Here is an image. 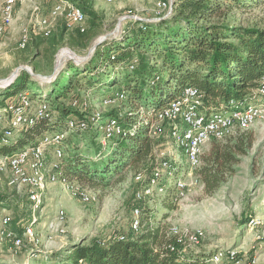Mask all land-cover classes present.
<instances>
[{
  "label": "trees",
  "instance_id": "1",
  "mask_svg": "<svg viewBox=\"0 0 264 264\" xmlns=\"http://www.w3.org/2000/svg\"><path fill=\"white\" fill-rule=\"evenodd\" d=\"M74 1L87 16L85 30L68 29L60 19L62 21L55 25L50 35H43V39L32 44L34 50L29 61L35 70L40 69L38 58L44 56L48 60V70L53 72L61 46L66 44L75 51L88 49L100 32L103 16L92 1ZM227 1L243 6L244 0ZM222 2L174 0L170 17L152 22L138 20L137 27L128 32L124 30L126 35L121 39L99 44L90 63L67 60L64 69L50 84L44 80L37 84L30 73L21 71L11 86L0 89V97L3 96L0 102L5 104L7 100L29 93L33 99L52 101L53 110L49 116L36 119L28 129H13L14 136L7 142L3 141L4 131L0 125V155L37 144L45 132L66 130L72 115L82 117L84 114L79 109L65 103L70 95L72 99L75 89L94 88L96 85L118 87L117 91L127 95L122 102L126 103V111L121 113L120 109H114L105 116L118 119L128 133L109 141V155L102 160L95 161L73 152L62 174L69 180L76 179L81 185H108L114 179L122 181L126 169L140 170L156 158L157 142L149 131L148 121L153 120V114L181 93L184 87H198L204 94L205 107L209 108L219 107L233 98L252 96L264 75V27L236 25L222 19ZM216 17L218 19H214ZM25 48L28 51L30 47L27 44ZM103 65L105 68H101ZM213 140L210 152L202 154L203 163L196 169L209 194L232 175L239 156L246 154L253 145L252 134L246 132L234 137L232 144H221L219 140L222 139ZM103 148L105 145L100 143L96 151L101 153ZM4 199L5 196H0V212L2 207L8 206ZM150 213V210L142 209L141 226L144 225V217ZM12 225L13 221L10 226L16 230ZM169 243H174L176 248H168ZM182 250L183 245L174 235L166 234L163 224L153 226L149 223L139 232L131 228L125 239L116 234L108 239H93L89 243L73 242L57 263L189 264L196 260L187 257ZM197 259L204 260L206 256Z\"/></svg>",
  "mask_w": 264,
  "mask_h": 264
},
{
  "label": "rangeland",
  "instance_id": "2",
  "mask_svg": "<svg viewBox=\"0 0 264 264\" xmlns=\"http://www.w3.org/2000/svg\"><path fill=\"white\" fill-rule=\"evenodd\" d=\"M91 1L94 7L96 6L95 9L103 16V26L88 49H76L75 51L69 49L66 44L60 47L55 57V64L57 59H62L60 71L64 69L67 60H73L71 57L83 58L81 64L90 63L94 59L96 49L90 55H87L88 51L99 38L105 36L103 42L121 39L123 35H126L124 30L128 32L137 27V21L140 18L152 22L157 21L158 17L164 15L167 17L169 5L174 0H166L168 8L163 11H158L157 5L159 1L164 0ZM97 3L98 5H96ZM222 3H224L222 9L224 18L222 19L229 20L236 25L264 27V0H244L243 6L227 0H223ZM20 6L21 4L16 6L14 22L0 38V79L11 76L18 69V76L23 70L28 73L34 72L36 75L31 73L30 75L37 84H40V81L45 79L38 74L48 75L53 72L48 70V60L44 56L38 58L40 69L35 70L34 65L29 61V56L33 54L34 50L32 44L37 39H43V34L31 4L23 11L20 10ZM49 10L50 6L46 9L43 8V13L47 14ZM128 10H132V14L138 18L120 20ZM25 29L29 30L30 34L28 51L19 46ZM66 49H69L70 52L65 51ZM97 64L99 65V62ZM101 68H105L104 65ZM49 82L51 81H48V84H50ZM7 88L8 86L0 87V89ZM117 90H119L118 87L96 85L92 88L89 86L75 89L73 97L82 96L88 99L89 108H91L90 112L86 113L88 117L96 109H102L104 113L120 109L123 113L126 111V103L106 107H103L101 103L104 96L111 95ZM29 92L31 93L30 90ZM70 98L71 95L65 99L67 105L70 104ZM1 99L3 96L0 97ZM167 129L168 124L166 125ZM242 132L252 134L253 145L246 154L239 156V162L233 166L232 175L211 194L205 191L200 175L196 169H191L184 152L166 134L154 136L157 142L156 158L148 161L140 170L126 169L122 181L117 182L114 179L108 185H82L95 196V199L89 203L83 202L66 189L60 180L50 184L45 191L42 209L37 213L40 218L36 228L40 234H44L45 222L53 217L59 209H64L67 213L66 233L53 242L43 240L37 246L27 243L19 251L12 249L11 244L2 240L0 234V264H58L62 253H65L73 242L89 243L93 239H108L116 234L127 235L131 232L132 211L137 204L141 205L145 211L146 209L151 211L149 216L144 217V225L141 230H144L149 223L153 226L163 224L167 235H170V228L173 225L181 230H203L204 236L200 243L184 245L182 250L187 257L195 258L197 264H214L206 262V259L199 260L197 257L202 255L209 257L217 250H233L236 255L235 261H238L237 264H264V109L261 116L247 130L237 129L219 142L232 144L234 143L232 139ZM13 136L14 134L10 135L11 138ZM103 136L102 130L99 128H89L79 133L69 132L68 139L65 141V155L62 159L60 175L64 174L65 163L73 152H78L79 155L92 158L95 161L108 156V145L111 143L109 141L113 138L109 139ZM104 140L105 142H103ZM100 143L106 147L101 153L99 150L96 151V147ZM213 143L212 139L204 144L203 154L210 152ZM164 158H167L171 163L176 162L177 168H179L178 173L174 177L166 176L165 173L161 180L165 186L164 191H157L154 197H146L137 201L136 195L142 186L137 175L142 173V176L145 177L148 169L158 166L159 161ZM52 159L54 156L49 152L47 163L49 164ZM10 178L9 169L0 170V196H5L4 203H8V206L2 207L1 211L11 215L12 227L21 233L23 227L33 219V203L29 198L28 189L24 186L10 184ZM179 179L190 184L183 196H179L175 188ZM73 181L77 182L76 179ZM249 217H260L263 224L249 227L247 225Z\"/></svg>",
  "mask_w": 264,
  "mask_h": 264
},
{
  "label": "built area",
  "instance_id": "3",
  "mask_svg": "<svg viewBox=\"0 0 264 264\" xmlns=\"http://www.w3.org/2000/svg\"><path fill=\"white\" fill-rule=\"evenodd\" d=\"M19 0H5L0 8V38L4 35L8 27L13 23L14 10ZM50 3V10L47 15L38 14V25L43 35L51 34L55 25L60 19L63 20L68 29L78 28L84 31L87 25V16L83 9L74 0H47ZM115 2L117 0H106ZM168 8L167 1H159L158 11ZM137 19L128 10L121 16L120 20ZM139 20H142L141 18ZM30 40L29 30L25 29L19 42L20 48H25ZM44 79V78H43ZM48 81V80H44ZM127 95L123 91H115L111 95H106L101 100L103 107L113 106L126 100ZM89 101L86 97L74 96L70 105L79 109L84 115H74L68 120V128L60 132L43 134L41 140L35 145H29L19 151L1 155L0 170H10V184L24 186L28 189V195L32 201L33 219L23 227L19 233L11 228L13 221L11 215L5 211L0 212V234L1 239L11 244L15 251L21 250L27 243L37 246L43 240L53 242L58 237L66 233L67 213L64 209H59L56 214L48 219L45 224V233L40 234L36 228L39 222L38 211L42 209L45 191L52 183L60 180L66 189L78 196L83 202L89 203L95 199L86 188L78 182L69 180L60 175L62 159L65 155V141L69 132L85 131L89 128H99L102 135L116 138L126 135L128 130L120 121L111 116H105L102 109H96L89 113ZM264 109V75L260 80L258 88L253 95L248 98L230 99L227 103L219 107H205L204 94L196 86L188 85L170 100L166 106L156 111L154 118L149 123L150 133L155 135L166 134L173 139L186 155L187 161L192 170L197 169L202 164L203 146L212 139H224L238 130H247L262 114ZM52 104L45 98L33 99L29 93L22 94L15 100H7L5 104H0V125L4 131L3 141L7 142L13 134V129H28L36 119L49 116L52 111ZM168 129L166 130V125ZM103 136V137H104ZM105 142V140L103 141ZM264 143V140H263ZM105 144V143H103ZM51 152L54 156L49 164L47 155ZM158 166L153 167L150 172L142 176L137 175V179L142 183L140 191L136 195V200L140 201L146 197H154L157 191H164L165 186L162 178L176 175L179 171L176 162H170L167 158L159 161ZM171 177V178H172ZM189 183L183 179L176 182L175 188L179 196L185 195ZM143 207L135 206L132 211L131 226L135 232L142 228ZM247 222L249 227H256L263 224L260 217H249ZM170 234L174 235L183 246L187 244H198L204 236L201 229L181 230L177 226L170 228ZM120 239H125V234H119ZM262 238V237H261ZM168 248L174 250L176 245L169 243ZM236 255L233 250H217L212 253L206 262L214 264H237ZM189 264H197L191 261Z\"/></svg>",
  "mask_w": 264,
  "mask_h": 264
},
{
  "label": "water",
  "instance_id": "4",
  "mask_svg": "<svg viewBox=\"0 0 264 264\" xmlns=\"http://www.w3.org/2000/svg\"><path fill=\"white\" fill-rule=\"evenodd\" d=\"M172 8H173V2L171 1V3H170V5H169V11H168V16L171 14V12H172ZM165 16V15H164ZM158 17L157 18V20H160V19H162V18H165V17ZM167 16V17H168ZM105 40V36H103V37H101V38H99V40L96 42V43H94V45L89 49V51H88V54L87 55H90L95 49H96V47L99 45V44H101L103 41ZM74 53V52H73ZM76 56H77V54L76 53H74ZM73 60H74V62H76V63H82L83 61V58H78V57H71ZM61 63H62V59L61 60H59V59H57V62H56V64H55V67H54V70H53V73H51V74H48V75H42V74H38L39 76H41V77H43L44 79H46V80H48V81H53L56 77H57V74L59 73V67H60V65H61ZM18 69H16L13 73H14V77L10 80V81H8V82H4V83H2V81L3 80H5V79H9V77H7V78H5V79H0V87H9L13 82H15V80H16V78H17V76H18ZM32 75H36L34 72H30Z\"/></svg>",
  "mask_w": 264,
  "mask_h": 264
},
{
  "label": "crops",
  "instance_id": "5",
  "mask_svg": "<svg viewBox=\"0 0 264 264\" xmlns=\"http://www.w3.org/2000/svg\"><path fill=\"white\" fill-rule=\"evenodd\" d=\"M4 1L5 0H0V8L3 6ZM18 4H21V6H20L21 11H23L25 8L29 7V5L31 4L33 12L36 13L37 18H38V14L47 15L49 13V11L47 12V14L43 13V8L46 9L50 6V3L47 0H19L17 2V5ZM96 5H98V3ZM16 11H17V7H15V10H14V19H15ZM14 19H13V22H14ZM207 258L208 257L206 256V259Z\"/></svg>",
  "mask_w": 264,
  "mask_h": 264
},
{
  "label": "bare ground",
  "instance_id": "6",
  "mask_svg": "<svg viewBox=\"0 0 264 264\" xmlns=\"http://www.w3.org/2000/svg\"><path fill=\"white\" fill-rule=\"evenodd\" d=\"M65 51H69L70 52V50L69 49H66ZM72 52V51H71ZM15 75H14V73L9 77V79H5V80H3L2 81V83H6V82H8V81H10L13 77H14Z\"/></svg>",
  "mask_w": 264,
  "mask_h": 264
}]
</instances>
